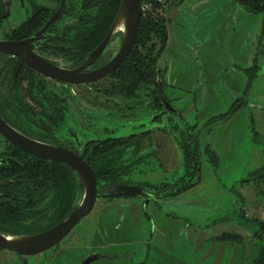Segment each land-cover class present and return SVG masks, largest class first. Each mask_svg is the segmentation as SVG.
I'll return each instance as SVG.
<instances>
[{"label": "rangeland", "instance_id": "rangeland-1", "mask_svg": "<svg viewBox=\"0 0 264 264\" xmlns=\"http://www.w3.org/2000/svg\"><path fill=\"white\" fill-rule=\"evenodd\" d=\"M85 1L87 4L90 0ZM177 1L164 0L161 6L164 13L162 20H166V26L170 8ZM36 2L37 5L53 7L57 0H36ZM193 3L194 0H187L183 10L189 12ZM19 7L21 6L18 4H12L11 13L0 25V40L20 36V32L27 34L33 28L29 22H23L25 14L20 13ZM167 7L168 9H166ZM30 11L31 9L27 12V18ZM86 15L88 13L83 12L78 19L67 21L62 34L52 44L63 46L65 43L59 39L65 36L72 37L82 32L89 25L82 23ZM251 15H253V23L258 27L256 35L251 41L253 43H251L250 50L253 56H251L250 66L253 64L252 58L258 54L257 49L260 45L259 62L262 72L254 77L251 75L253 72L246 73L242 69V74L245 75L242 85L244 87L242 92L233 99L240 98V101H246L249 98L248 102L251 106L246 108L243 115L246 121L248 118L250 120V117L251 120L247 122L239 137L232 132L226 133V129H224L226 127L222 122L234 102L233 99H228L231 94L225 81L233 84L238 79L237 72L231 70H239L234 63H229L228 67L222 68V64L226 65V60L231 61L233 52L229 54L226 49L218 50L216 46L197 48L195 54V47L189 44L191 40H186L187 45H185V50L183 48V55L176 56L175 62L174 54L171 53L164 54L159 62L162 67H167L164 76L165 94L170 98L172 105L180 109L182 122L196 125L192 129L194 131L191 132L195 136L197 135L198 140L205 145L206 142L214 143L216 140L220 142V139L225 140L226 138L229 141L227 144L230 150L232 149L231 156L230 152L225 150L224 153L221 149L219 155L222 164L220 168H217L218 156L216 155V164H214L210 154L203 150L204 152L200 156L201 179L199 184L191 190L182 192L181 198L166 197L161 198L159 204L150 202L146 207L145 204L139 206L142 212L138 219L135 214L130 213L132 198L99 197L92 211L81 219L70 234L75 238L82 236L89 243V237L93 233H97L101 243L107 246L108 251L112 252L106 256L110 257V260L120 261L118 264H249L258 255L262 242L254 236L256 230L254 219L264 220V212L260 213L257 210L259 204H264V177H259L264 173V13ZM191 28L195 29V40L200 41L195 25ZM238 35L240 36V33ZM184 37L186 38L185 35ZM152 40L157 45L152 52L147 51L146 53L155 57L159 42L154 37ZM150 44L147 42L146 48ZM139 49L145 50L142 46H139ZM129 65L128 61L123 62L118 70H123L124 76H128V86L131 85L133 90V103L138 104L139 100L143 99L141 81L138 80V77L136 78ZM148 70L153 80L149 86L156 87L161 81L159 68L156 65L155 68ZM212 72L215 74L214 78L211 77ZM39 81L40 79H38ZM42 81L52 94L65 100V104L69 106V112L77 117L85 127L87 136L99 135L103 129L96 126V120L93 123L91 119L86 118L87 116L93 118L94 112L92 111L97 114H99V110L109 112V110H113L112 103H130L131 101L123 98L127 96V92L124 93L119 89H116L115 93H104V88L111 86L109 85L110 81L114 83V80L110 78L90 86L101 94L92 91L93 89H88V86L77 88L46 79H42ZM124 81H126L125 78ZM12 83L10 69H5L3 63H0V92L10 96L12 93L18 95L21 90V96L36 109L37 106L28 99L26 94L24 95L27 83L24 81L19 89L15 88ZM137 104L132 105L135 118L145 117L148 113L150 116L154 113L152 106L149 105L148 109ZM119 109H124V107L121 105ZM123 117L125 116L119 115V117L111 118L120 120L119 118ZM213 117L215 118L208 122ZM239 120L241 119L239 118ZM156 124H151L149 127ZM124 128L126 131L131 129L130 127ZM180 134L185 135L181 126L176 132L170 130V132L151 133L144 141L136 137L113 142L100 141L97 144L93 143L90 146V151L95 149L100 151L99 159H102L106 169L104 175L118 173L121 174L120 180L129 179L135 182L148 180L159 183L166 179L165 183L168 184L170 183L168 181L178 179L177 176L171 175L174 173L178 175L183 171L181 168L183 167L182 145L185 142V136H180ZM208 148L212 149L210 146ZM251 171L253 172L249 173ZM246 177L248 182H251L250 184L241 181ZM72 178L70 176V182H72ZM197 180H199L198 172L195 174L192 184L197 183ZM236 183L238 186L239 184L243 185L242 188L246 196L244 199L238 196L239 189H235L233 185ZM163 188L161 187V189ZM73 189L72 187L70 190L64 189L65 192L67 191V195L64 192L61 200L53 197L54 194L51 195L48 191L41 192L36 201L37 212L24 218L26 224L41 226L52 221L53 218H59L62 212L65 213L66 207L68 208V205L72 204ZM240 191L242 192V190ZM190 196L191 198H189ZM234 199H237V202ZM240 202L243 203L244 216L239 214ZM221 232L237 234L239 240L226 243V250L221 248L216 255V251L211 250V247L217 240L213 238V241L211 236ZM192 243H194V247H190ZM222 245L225 244L222 243ZM112 264L116 263L112 262Z\"/></svg>", "mask_w": 264, "mask_h": 264}, {"label": "flooded vegetation", "instance_id": "flooded-vegetation-1", "mask_svg": "<svg viewBox=\"0 0 264 264\" xmlns=\"http://www.w3.org/2000/svg\"><path fill=\"white\" fill-rule=\"evenodd\" d=\"M61 1L62 0H57L56 5L50 7L37 5L36 0H0V25L6 20V16L11 13L12 4H18L21 6L19 7V9H21L20 13L23 12L25 14L23 22H29V24L33 26L31 31L27 34L20 32L22 35L19 34L20 36L17 37L4 38V40H21L31 36L38 31L47 19L59 8ZM65 4V16L53 25L51 33H49L51 36L40 40L33 51L56 66L66 69H76L85 62L86 57L96 49L108 32L114 19L113 18L109 22L108 20H110V17L108 14L115 8L116 0H90L87 4L85 0H65ZM29 9H31V11L27 18L26 16ZM14 12H16V10H14ZM83 12L88 13V15H86L82 23L86 25L89 24L90 26L87 25V27L77 35L72 37L65 36L59 39L65 43L63 46H54L52 42L58 40L63 32L65 23L78 19L79 15ZM118 42V36H114L103 48L95 61L83 70V73L92 72L106 65L114 55ZM129 53L124 60L128 57ZM124 60L115 70L97 81L74 84L44 76L28 67L20 58L14 55L0 54V63H3L5 69H10L13 79L12 85L19 89L20 85L25 81L27 85H25L24 95L26 94L28 99L37 106L36 109H34V107L28 103V100L21 96V90H19L18 95H13L12 93L10 96L1 91L0 115L10 126L23 133L26 137L37 142L70 150L76 155L81 156L93 169L97 187L101 191L105 186L117 183L134 184L143 187V192L141 194L124 196L98 195L97 198L106 197L114 199L129 197L139 200L140 205L142 206L145 204L146 207L150 202L156 203L161 198L176 197L187 189L192 188L193 184L196 183L194 182L192 184L194 179L192 177L191 184L186 190H182L183 185H187L186 180L189 179V174L194 170V165L190 164L193 169L186 165L184 153L182 155L183 167L180 166L183 171L178 175H176L177 173L171 175L177 176L176 178L178 179L176 181H168L170 182L168 184L165 183L166 179L159 183H153L148 180H139L135 182L129 179L120 180L121 174L118 173L110 174V177L102 175L99 169L94 167L97 163L95 158L100 157V151L95 149L91 152L90 146L100 141L113 142L133 137L141 138L144 141L147 135L151 133L170 132V130L176 132L179 126H181L185 131V135L180 134V136H185V143H189L193 148L192 141L196 140L199 145V170H196V174L197 172L199 173L201 169L200 156L203 154V150L206 148L205 146L208 147V145L200 144L198 136H195V134L191 132L194 131L192 129L196 125L184 124L181 119L182 115L180 109L174 107L170 98L166 96L163 70H158L161 81L156 87L149 86L153 83V80L150 78L149 73H146V77L140 80V86L142 87L141 96L143 99L139 100L138 104L133 103V90L131 85L128 86V76H124L123 70H118L121 68ZM129 68L131 70V65H129ZM126 70L128 71V68H126ZM106 78L114 80V83L110 81L109 85L111 86L104 88L105 94H109V92L115 93L116 89H119L124 93L127 92V96L123 98L130 99L131 101L130 103H112L113 110H109V112L106 110H99V114H97L95 111H92L94 112L93 118L89 116L86 118L91 119L93 123H95L96 120V126L103 128L102 133L96 136H87L85 134L87 132L85 127L78 121L77 117H74V115L69 112V106L65 104V100L60 99L62 97L58 98L57 95L52 94L42 81V79H46L77 88L88 86V89H93L92 91L101 94V92L90 86L100 83ZM124 78L126 81H124ZM38 79H40L39 82ZM94 94L97 95L96 93ZM97 96L100 97L99 95ZM133 104L141 105V107L144 106L148 109L150 105L154 113L150 116H148V113L145 117L135 118L132 107ZM121 105L124 109H119ZM119 115L125 117L119 118L120 120L111 118L119 117ZM214 118L215 117L210 118L208 122H211ZM223 119L225 118L223 117ZM160 121L161 124H159ZM154 123L157 124L150 128L149 126ZM124 127H130L131 129L126 131ZM189 128L190 130H188ZM28 170L31 172L30 174H27ZM70 176L73 177L72 182L69 181ZM184 178L185 180H183ZM71 187L72 189L74 188V196L71 197L72 204L68 205V208L66 207L65 213L62 212L59 218H53L52 221L41 226L26 224L24 218L28 215L32 216L34 212H37L36 201L41 192L48 191L51 195L54 194L53 197H57L61 200L65 192L64 189L70 190ZM161 187H168L169 189L161 190ZM65 194L67 195V191ZM82 194V181L68 165L60 161L34 157L0 134L1 232L20 235L44 231L61 221L71 210L75 209L81 201ZM242 206L243 203L240 202L238 207L239 214L244 216L245 213ZM71 231L61 241L37 255L24 256L16 251L0 247V264H92L97 260L110 258L106 256V254L91 250L92 246L90 242L87 243L82 236L75 238L74 235L70 234ZM93 247L97 248L96 245ZM89 249L90 251L87 253Z\"/></svg>", "mask_w": 264, "mask_h": 264}, {"label": "water", "instance_id": "water-1", "mask_svg": "<svg viewBox=\"0 0 264 264\" xmlns=\"http://www.w3.org/2000/svg\"><path fill=\"white\" fill-rule=\"evenodd\" d=\"M142 1L120 0L105 37L86 57L85 62L76 69L56 66L33 51L40 40L51 36L49 33H51L53 25L65 16V0L61 1L59 8L31 36L21 40H1L0 54L14 55L36 72L62 82L83 84L97 81L115 70L133 48L139 32ZM114 36H118L119 42L110 61L97 70L83 73V70L95 61ZM0 134L34 157L60 161L68 165L79 176L83 184L81 201L61 221L44 231L32 234L15 235L0 231L1 248L16 251L24 256L37 255L61 241L84 216L88 215L93 209L98 195L124 196L143 192V187L125 183L107 185L101 191L97 187L93 169L81 156L70 150L26 137L10 126L1 115Z\"/></svg>", "mask_w": 264, "mask_h": 264}, {"label": "crops", "instance_id": "crops-1", "mask_svg": "<svg viewBox=\"0 0 264 264\" xmlns=\"http://www.w3.org/2000/svg\"><path fill=\"white\" fill-rule=\"evenodd\" d=\"M186 1L187 0H178L175 3V5L170 8L171 9L169 12L170 16L167 20L168 22L166 28L167 37L164 44V48L158 58L157 67L163 70V76H165L167 67L164 68L160 65L159 62L161 57L164 54H168V53L174 54L173 57H175L174 58V62H175L177 60L176 56L181 57L183 55L182 52L185 50V45H187L186 40H191L189 41V44L195 47L194 49L195 54L197 48L202 49V48L217 46L218 50L226 49L229 54L233 52L234 55L231 56L232 57L231 61L226 60L227 61L226 65L222 64L223 65L222 68L229 65V63L230 64L234 63L235 67L239 69L237 71H233L234 69H231L232 72H237L236 75L238 79L236 82L232 84L230 82L225 81V84L226 86H228V89L231 94V96L228 99L229 100L233 99L236 95L242 92L244 87L242 85L244 83L243 80L245 79L244 78L245 75L242 74V69L245 70L246 73L253 72L251 75L254 77L258 76V73L262 72V67L259 62L260 61L259 54L261 51L260 45L257 49L258 54H256L252 58L253 64L250 66L251 56H253L252 51L250 50L251 43H253L251 41L253 39V36L256 35V31L258 27V25L256 26V24L253 23V15H251L253 13L247 11L243 6L239 5L235 0H194V3L190 7V11L187 12L183 10L184 8L183 6ZM166 9H168V7ZM193 25H195L197 36L200 38V41L198 42L195 40L196 37L194 36L195 29L191 28ZM239 33L240 36L238 35ZM184 35L186 36V38L184 37ZM211 77L213 78L215 77V74H213V72L211 73ZM235 99L233 100L235 101ZM248 99L249 98H247L246 101L243 100L242 101L243 104H241L234 112L230 113L229 116L226 119H224V121H222L224 122L223 124L226 127L224 128L226 129V133L232 132L234 135H237L239 137L240 133L244 130V127L247 124V122L251 120L250 117V120L248 118L246 121L243 115V112L244 113L246 112L245 111L246 108H250L251 106L250 103L248 102ZM239 118L241 120H239ZM227 142L229 141H227L226 138L225 140L220 139V142L219 140H216L214 143L206 142V145L210 146L212 148V151L218 156L217 168H220L222 164L221 156L219 155L221 149L222 152L224 153L225 150L227 152H230L229 155L231 156L232 149L230 150ZM200 144L203 143L200 142ZM220 144L222 147L220 146ZM253 171L249 173H252ZM200 179L201 177L199 176V180H197V183L193 184V187L187 189L186 191L195 188L199 184ZM244 179L246 180L247 177ZM245 180L242 179L241 181H245ZM250 183L251 182H248L247 184ZM233 185L235 189L236 188L239 189V190L237 189L238 196H241L244 199L245 192L243 191L242 188L243 185L239 184L238 186V183ZM240 190H242V192ZM181 194L182 193H180L178 196L173 198H177V197L181 198L182 196ZM189 198H191V196ZM234 200L237 202V199ZM159 201H157L156 203L159 204ZM131 203H132L131 204L132 207L130 213L135 214L136 218L138 219L142 212V210L139 208V206L141 207L140 201L137 199H132ZM223 233H228V232H223ZM223 233L221 232L217 235L211 236L212 240L213 238H216V240L219 241V242L217 241L213 242V246L211 247V250L216 251V255H218L221 248L222 250L223 249L226 250V243L228 244V242L231 243L235 241V240L222 239L221 236ZM107 234H112V233H107ZM89 238H90L89 241L91 243L90 245L92 246L91 250L98 253L100 252L101 254L110 255V253H112L111 251L107 250V246H104L101 243L100 237L97 235V233H93ZM187 239L189 238L187 237ZM222 243H224L225 245H222ZM94 245H96L97 248H94L93 247ZM194 246H195L194 243H192L190 247H194ZM206 248H208V245H206ZM89 251L90 249L87 250V253ZM112 262L118 264L120 261L110 260V258H108L103 260H97L92 264H112Z\"/></svg>", "mask_w": 264, "mask_h": 264}, {"label": "trees", "instance_id": "trees-1", "mask_svg": "<svg viewBox=\"0 0 264 264\" xmlns=\"http://www.w3.org/2000/svg\"><path fill=\"white\" fill-rule=\"evenodd\" d=\"M120 0H116V6L113 8L112 11L108 14L110 17L109 22L114 18V13L116 10V7L118 6ZM239 5L243 6L247 11L258 14V13H264V0H235ZM166 20H162L160 18L157 19H151V18H142L140 17V23H139V32L137 35V39L135 42L134 47L132 48L131 52L129 53L128 57L124 60L126 63L127 61L131 65V70L136 75V78L138 77V80H141L145 78L146 73H149L150 78L152 79V75H150L149 68H155L156 62L160 56V53L162 52L164 48V44L167 37V30H166ZM152 37L158 39L159 47L155 54V57H152L149 55V53H146L147 51L152 52L157 45L153 40ZM149 42L151 43L150 46L146 48L145 44ZM139 46L145 48V50L139 49ZM242 101H240V98L235 99L232 106L230 107V110L228 113L225 114L224 118H227L228 115L232 112H234L241 104ZM193 149L191 150V146L189 143H183L182 149L184 153V159L187 166L192 167L190 164L194 165V170L191 171L189 174V179L186 180L187 185H183L182 190H186L187 187L191 184L192 177L194 178L196 170H199V145L196 140H193ZM206 152H208L211 156V160L214 164H216V154L208 147L205 148ZM96 164L94 167L98 168L100 173L104 175L106 172L105 167L103 166L102 159L95 158ZM218 162V161H217ZM264 168V166H263ZM193 169V167H192ZM105 170V171H104ZM31 172L28 170L27 174H30ZM40 173V172H39ZM41 174V173H40ZM105 177H108L109 175H104ZM110 177V176H109ZM259 177L263 178L264 173L261 174ZM185 180V178L183 179ZM245 181L248 182V179ZM169 188L166 187L161 190H168ZM254 223L256 224V230L254 232V236L259 238L261 240V247L259 249L258 255L251 261L250 264H264V220L255 218ZM237 234L234 235L232 233H223L221 238L224 240H236ZM240 238V237H239Z\"/></svg>", "mask_w": 264, "mask_h": 264}, {"label": "built area", "instance_id": "built-area-1", "mask_svg": "<svg viewBox=\"0 0 264 264\" xmlns=\"http://www.w3.org/2000/svg\"><path fill=\"white\" fill-rule=\"evenodd\" d=\"M163 3L164 0H143L140 17L151 19H163L164 13L161 9ZM257 207V210L260 213L264 212V204H259Z\"/></svg>", "mask_w": 264, "mask_h": 264}]
</instances>
